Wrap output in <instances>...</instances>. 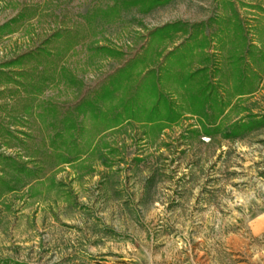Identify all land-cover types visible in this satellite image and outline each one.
Segmentation results:
<instances>
[{"label":"rangeland","instance_id":"rangeland-1","mask_svg":"<svg viewBox=\"0 0 264 264\" xmlns=\"http://www.w3.org/2000/svg\"><path fill=\"white\" fill-rule=\"evenodd\" d=\"M114 3L0 0V264H264V0Z\"/></svg>","mask_w":264,"mask_h":264},{"label":"trees","instance_id":"trees-1","mask_svg":"<svg viewBox=\"0 0 264 264\" xmlns=\"http://www.w3.org/2000/svg\"><path fill=\"white\" fill-rule=\"evenodd\" d=\"M167 0H115V3L111 6L110 9H108V13H112L114 11H117L118 10V7L119 6H122V7H131V6H135V5H140L143 7V9L145 11H148L150 10L151 8L157 6V5H160V4H163L164 2H166ZM115 13V12H114ZM17 16H24L23 14H18ZM18 20V17H15V18H12L11 20H9L8 22L4 23L2 26H0V31H3L4 29H6L7 27H9L11 25V23L13 22H16ZM177 25V23H168L164 26H162L161 28H157L155 30V33L154 34H157V33H164V32H170L171 31V28H175V26ZM30 55V54H29ZM23 56H20L19 58H17V60L15 59L14 61H11L9 63H17V62H20L21 61V58ZM137 63V59L136 58H131L129 60H127L125 62V64L121 67H119L118 69H116L114 71V73L112 74L111 76V81L113 84L116 85V87H118L119 85H121L125 80L126 81H129V79L132 78V72H131V76H129V72L128 70L126 71L125 70V65L128 67V65L132 66V68L134 67V65H136ZM126 72V73H125ZM194 74H196V72H194ZM243 74V71L241 73V75ZM151 76V81H149L148 83L145 84V88H146V91L149 90L151 91L152 90V87H153V84H154V95H162L163 96V93L161 92L160 90V82H161V76L156 73L155 69L152 67L150 68L145 74H144V77H147V76ZM149 78V80H150ZM202 84L205 83L204 85L201 86V91L203 94H205V101L208 102L211 98L212 93H214V85L213 83L209 82L206 80V77H203L202 79ZM128 85V84H127ZM129 87V85L127 86ZM106 88V87H105ZM103 88V91H104V95L108 96V95H111L113 93V91H111L109 88L108 89H105ZM131 91V94L128 96V98H124L123 101L121 102V105L122 107L124 108V110H126L125 108L128 107L129 110H131V113L128 114L129 117H133L134 116V113L133 111H136V109H134L132 107V104L134 100H136L138 98V88L136 87V82L135 84L132 85V89L130 90ZM160 95V97H161ZM158 97V101L156 102V104L152 107L153 110H157L158 109V105L163 103L164 101H166V105L168 106H171V101L168 99V97L164 99ZM83 101H86L85 99ZM140 107V106H139ZM169 111L167 112V117H170V119H173L174 118V115L175 114V111L173 109V107L171 106L170 109H168ZM165 112V114H166ZM158 116H154V115H151L150 117H148V120H151V119H157V117H161L162 115L160 114H157ZM117 119L120 118L121 114L120 113H117ZM160 119V118H159ZM208 133V132H207Z\"/></svg>","mask_w":264,"mask_h":264},{"label":"crops","instance_id":"crops-1","mask_svg":"<svg viewBox=\"0 0 264 264\" xmlns=\"http://www.w3.org/2000/svg\"><path fill=\"white\" fill-rule=\"evenodd\" d=\"M261 229L260 231H264V222H262V224L260 225V227L258 228V230ZM258 230H253V232H255L256 234H259L260 232H257Z\"/></svg>","mask_w":264,"mask_h":264}]
</instances>
